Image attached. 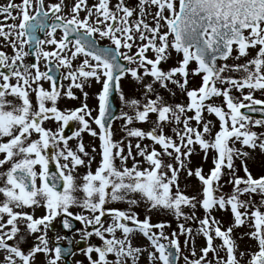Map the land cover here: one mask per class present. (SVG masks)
Here are the masks:
<instances>
[{"label": "snow or ice", "instance_id": "obj_1", "mask_svg": "<svg viewBox=\"0 0 264 264\" xmlns=\"http://www.w3.org/2000/svg\"><path fill=\"white\" fill-rule=\"evenodd\" d=\"M0 17V264H38L40 255L44 264H68L77 252L87 264H141L145 253L147 264H178L180 236L191 255L183 256L184 264H264V175H252L250 153L244 151L264 152V132L252 130L264 128V119L242 111L264 115V99L254 95L264 93V0H95L91 5L88 0H6ZM105 39L109 45L100 46L98 40ZM127 76L141 85L143 102L124 96L121 81ZM147 77L151 82H144ZM65 80L70 81L66 89ZM90 80L102 85L96 115L84 91ZM173 88L186 103L168 102L163 93L176 96ZM73 89L83 94L81 106L61 110L60 99H78ZM113 92L131 114L113 115ZM206 113L219 123L214 133ZM115 119L124 120L125 139L114 140ZM49 121L58 125L55 131L44 126ZM70 122L79 127L65 135ZM135 123L152 127H131ZM85 132L99 140L95 171V156L81 138ZM71 140L77 141L75 149ZM144 140L151 144L143 145ZM197 148L205 162L213 154L207 174L202 166H191ZM237 159L244 176L237 174ZM80 167L87 169L83 175L77 174ZM181 172L200 182V198L181 190ZM226 175L232 191L220 195ZM141 201L148 212L163 210L183 221L179 231L166 235L169 224H153L147 215L141 220L132 210ZM115 203L128 208L109 207ZM198 206L203 218L196 216ZM38 208L44 215H35ZM214 210H230L232 224L224 228ZM57 218L65 232L73 231L72 221L79 222L80 240L57 234L50 245L48 233L55 231ZM189 220L198 223L195 232L186 226ZM242 226L250 231L239 239L247 236L254 249L240 250L234 230ZM137 234L148 246L134 245ZM28 236L35 241L25 250L21 245ZM93 237L100 243H92ZM197 237L204 240L199 254ZM64 240L68 247L61 246ZM74 243L85 246L74 250Z\"/></svg>", "mask_w": 264, "mask_h": 264}, {"label": "rangeland", "instance_id": "obj_2", "mask_svg": "<svg viewBox=\"0 0 264 264\" xmlns=\"http://www.w3.org/2000/svg\"><path fill=\"white\" fill-rule=\"evenodd\" d=\"M16 2L18 3L19 0H16ZM57 2V0H46V3H55ZM69 4L71 3V0H68ZM89 5H91L92 3L95 2V0H88ZM6 3V0H0V4H4ZM129 3H134V0H129ZM84 13H81V16L83 17ZM0 19H2V17H0ZM9 23H11V21H8ZM18 23V21L16 22ZM58 36L60 35L59 33L57 34ZM100 46H108L109 45V41L108 40H98ZM52 46H46V50H51ZM7 51L9 53H11V49L8 48ZM133 51H135V49H133ZM254 54V53H253ZM83 59V57H79L76 61H74V66L78 65L80 63V61ZM125 62V61H124ZM174 61H170L169 64L163 65V67H165L166 69L168 67H170L172 65ZM239 62H243V61H239ZM126 63V62H125ZM229 64H233V63H238L237 61L234 60H229L228 61ZM132 67H134V65H132ZM193 67H195V65H193ZM41 70H45L43 68V64H41ZM62 72H64V69H60ZM194 83H198L199 82V77H195L193 78ZM145 83H149L151 82V78L147 77L145 78ZM64 85V89L67 88L68 84L70 83V81H63L62 82ZM190 86H192L190 84ZM44 87L48 88L49 85L47 82L44 83ZM102 85L99 83H96L94 80H90L85 88L84 91L88 93V100L87 103L89 105L90 108H92L93 111V115H96V109H97V101H96V95L97 93L100 91ZM121 88L123 91L124 96L126 97V99H138L141 102L144 101L145 97L143 95V89L141 87L140 84H138L136 81L132 80V78L130 76H127L126 78H124L121 81ZM173 90L176 92V96H172L169 93H163L165 95V98L168 100L169 103H186L187 99L186 97L181 94L179 92L178 89L173 88ZM75 95L78 97V99L76 100H71L68 98H62L58 101V107L61 110L64 109H75L77 107L81 106V103L84 100L83 94L78 90V89H73ZM245 92H247V90H245ZM234 96H239V93H236L235 91L232 93ZM255 98L257 99H264V93L261 92H256L255 94ZM214 103L216 104H221L222 103V98H215ZM116 105L119 108V114L117 117L120 116L121 112H130V109H128L124 103L120 100L119 98V94L117 93V98H116ZM205 118L212 120L215 127L213 129V133L218 130L219 128V123L216 120V118L214 116L208 115L207 113L205 114ZM152 120H155V116L153 115L151 117ZM70 124L73 127V131L76 130L79 125L76 122H70ZM49 125V128H51L53 131L56 130V128L58 127V125L55 122H46L45 123V127ZM123 125H124V120L123 119H115L112 122V127H113V133H114V140H121V139H125L126 137V133L125 131H123ZM48 127V126H47ZM92 127L94 129H96V125L92 124ZM131 127H137V128H142L145 131H148L151 129L152 125L150 123H144V124H140V123H135L134 125H132ZM98 131V129H96ZM253 131H256L258 133L260 132H264V128H253ZM165 131L171 135V129L170 128H166ZM35 138V137H33ZM81 138L83 140L84 145L86 146V150L91 154L95 156V160L92 163V170L95 171V168L98 166L99 160H100V156L98 155L100 149H99V140L98 138H94L91 137L90 135H88L87 132L82 133L81 134ZM137 141L135 139H132V144L135 145ZM125 143H127V140H125ZM77 144L76 140H71L69 141V146L72 147L73 149H75V146ZM143 145H150L151 142L148 140H144L142 142ZM95 147L96 148V153H92V148ZM236 147H240V145L237 143ZM158 149V146H157ZM244 151H248L250 153V158L247 160V164H248V168L250 170V172L252 173V175L254 177H259L261 175H264V152H261L260 149H244ZM133 152L135 154V149L133 148ZM212 155H209L208 160L205 162L203 160V153L199 151V149L197 148V154H194L192 157V167H196V166H202L204 173L207 174L210 170V168L212 167ZM87 159V158H85ZM137 159H141L140 157H137ZM167 160V158H165ZM63 163V161H61ZM170 162V161H169ZM117 165L119 166V161L116 162ZM132 161L129 160L128 161V166L131 167ZM236 167L238 169V175L239 176H244V172L241 166V161L239 159H237L235 161ZM8 167V166H5ZM142 167H147L146 164H142ZM86 168L85 167H80L77 170V174L78 175H83L86 172ZM37 171H39V167L37 166ZM227 171V170H225ZM229 176H225L224 179L221 181L223 187L220 190V195H227L230 194L232 191V186L230 184L227 183V180L229 179ZM39 183V181H38ZM180 187L181 190L185 192V194L189 195V196H197V198H200V193L202 191V186L200 184V182L195 178V177H187L185 172H181L180 174ZM138 198V197H137ZM257 201H259V197L255 198ZM109 207H115V208H119V209H127L128 205L125 203H115V204H110ZM74 213L75 212H80L81 210L78 208H73L71 209ZM133 211H135L139 218L141 220H143L145 218V216H150L151 217V222L153 224L155 223H167L170 225V227L165 228L164 229V233L166 235H170L172 232L174 231H179L178 230V223H182L183 221H178L171 213L163 211V210H153L151 212L147 211V206L144 202H140L138 203L136 206L133 207L132 209ZM262 211H264V209H261ZM25 211H31L30 209H25ZM44 209L43 208H38L35 210V215L37 217L44 215ZM185 212L188 214H191L192 210L185 208ZM205 215L204 211L202 208H199V206L196 209V216L203 218ZM213 216H215V218L219 221H221V223L223 224L224 228L229 227L232 224V216H231V212L229 211H220V210H214L212 213ZM59 218H57L56 221H54V229L55 231L54 236H56L57 234L60 235H64L63 234V230L61 228L60 223L58 222ZM107 222L110 223V219H106ZM55 222H57L55 224ZM186 226L190 227L193 229V231L195 232V230L198 228V223L194 222V221H187L186 222ZM155 231H159V230H155ZM248 231H250V229L247 226H242L240 228H237L234 230V237L237 239V242L239 244L240 250L241 251H245V250H249V249H254L255 248V242L251 241L248 239L247 236H244V239H239V237L244 234L247 233ZM51 234L52 231H49L48 235L50 238V245L52 243V239H51ZM21 235H25V233H21ZM74 236V235H73ZM180 243H181V248H182V257L179 260L178 264H184L183 261V256H188L191 259V255H190V248H186L184 247V236H180ZM74 240H80V235L77 232L74 236ZM35 241V237L34 236H28L26 241L24 243H22L21 247L25 250H27V248L29 246H31ZM62 242V241H60ZM91 242L92 243H97L99 244L100 242L95 238H91ZM163 243H167V241H162ZM11 243V242H10ZM134 245H141V246H148V241L142 236L137 234L135 239L133 240ZM217 244L220 243V241H216ZM85 246V245H84ZM204 246V240L201 237H197L196 239V250L197 253L199 254V249L201 247ZM146 253H145V258L142 259L141 264H147V259H146ZM221 255H223V253H221ZM209 257L211 258V254H209ZM83 261L84 264H87V261L85 259V257L80 254L79 252H77V254L72 258V262L73 264H75V261ZM37 262L38 264H44V257L42 255L37 257Z\"/></svg>", "mask_w": 264, "mask_h": 264}, {"label": "water", "instance_id": "obj_3", "mask_svg": "<svg viewBox=\"0 0 264 264\" xmlns=\"http://www.w3.org/2000/svg\"><path fill=\"white\" fill-rule=\"evenodd\" d=\"M39 36H40V38H43V34H39ZM121 63L126 65V63H124L123 61H121ZM53 67H54V65H53ZM54 75H59V72H54ZM116 97H117V93L116 92H113V94L110 96V106H111V111H112V113H113L114 116H117L118 115V112H119L118 108L115 106ZM242 111H244L248 115H251L254 120L255 119H264V115H262L260 112L248 113L246 109L245 110H242ZM71 133H72L71 127L66 128L65 135H70ZM50 171L53 172V173L55 172V165L54 164H52V166H50ZM61 219L62 218H60V222H61ZM72 223L74 225L73 231L65 232L63 230L64 231V235L65 236H68L70 239H72L71 238V234L73 232H75L76 229H79V228L82 227L79 224V222H77V221H72ZM61 246L68 247L69 246L68 241L67 240H64V245L61 244ZM71 247L75 250L74 244H72ZM79 247H83V246L79 245ZM70 258L71 257H68V264H72L71 261H70Z\"/></svg>", "mask_w": 264, "mask_h": 264}, {"label": "flooded vegetation", "instance_id": "obj_4", "mask_svg": "<svg viewBox=\"0 0 264 264\" xmlns=\"http://www.w3.org/2000/svg\"><path fill=\"white\" fill-rule=\"evenodd\" d=\"M50 122V121H49ZM48 126V127H47ZM46 127L47 128H49V125H47ZM0 158H2V157H0ZM50 166H52V164L50 165ZM2 170H4V169H0V171H2ZM77 232H75L73 235L75 236V234H76ZM74 236H73V239H74ZM51 239H52V234H51ZM76 241V240H75ZM78 241V240H77Z\"/></svg>", "mask_w": 264, "mask_h": 264}]
</instances>
